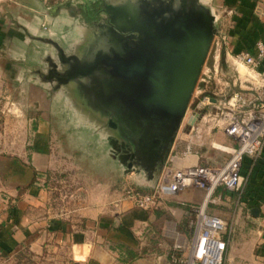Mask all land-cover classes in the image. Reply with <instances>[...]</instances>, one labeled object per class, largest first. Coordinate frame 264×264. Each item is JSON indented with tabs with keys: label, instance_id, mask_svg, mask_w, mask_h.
I'll return each instance as SVG.
<instances>
[{
	"label": "crops",
	"instance_id": "1",
	"mask_svg": "<svg viewBox=\"0 0 264 264\" xmlns=\"http://www.w3.org/2000/svg\"><path fill=\"white\" fill-rule=\"evenodd\" d=\"M63 1L0 0V40L5 36L19 43L25 40L26 44H21L26 45L27 54L35 55L36 47L44 46L43 35L59 34L71 23L67 39L72 47V42L81 37L84 27L90 23L69 15L65 7L53 9ZM83 2L87 0H75L74 5L81 6ZM213 3L222 14L219 21L226 35L227 55L238 67L244 65L237 62V54L254 51L256 41L264 40V18L260 12L264 0H213ZM258 70L260 84L264 63ZM198 111L193 124H188L186 119L182 123L165 164L182 167L204 157L221 161L228 155L224 146L236 144L224 130L226 109L220 101L201 104ZM94 135L95 138L84 141L98 152L101 143L98 135ZM29 157H7V162L0 164V190L3 191L0 192V255L23 247L36 253L54 247L68 253V259L57 264H174L173 242L167 240L171 222L178 225L183 222L187 204L199 203L205 196L204 189L199 187L178 192L166 188L163 203L149 209L138 207L126 195L127 184L121 190L116 189L114 181L121 174L117 176L115 170L119 167L105 156L113 164L107 170L112 172L108 174V181L86 187L85 196L70 206L59 202V210L52 209L57 202L33 198L28 191L43 176V169L53 165L54 156L50 151L35 149ZM263 160L264 148L260 156L245 157L242 170L246 182L241 198L238 192L220 188L217 195L224 202L209 207L214 214L228 219L236 217L240 243L232 246L230 242L228 264H264ZM122 177L132 179V174L122 171ZM133 177L143 192L154 191L159 180L155 186H146ZM101 189L105 191L99 192ZM42 206L43 212H40Z\"/></svg>",
	"mask_w": 264,
	"mask_h": 264
},
{
	"label": "water",
	"instance_id": "2",
	"mask_svg": "<svg viewBox=\"0 0 264 264\" xmlns=\"http://www.w3.org/2000/svg\"><path fill=\"white\" fill-rule=\"evenodd\" d=\"M104 8L108 21L86 24L72 42L59 84L64 93L68 89L82 139L98 135L100 150L113 164L141 184L155 186L185 119L219 14L213 0H104Z\"/></svg>",
	"mask_w": 264,
	"mask_h": 264
},
{
	"label": "rangeland",
	"instance_id": "3",
	"mask_svg": "<svg viewBox=\"0 0 264 264\" xmlns=\"http://www.w3.org/2000/svg\"><path fill=\"white\" fill-rule=\"evenodd\" d=\"M216 10L219 14L218 30L202 66L188 109L199 102L213 104L212 99L208 101L205 98L206 95L220 99L223 94L229 96L236 90L249 93V88L258 87L259 84L257 81L260 77H252L247 66L238 67L229 59L225 31H221L222 23L219 21L222 14L220 10ZM12 41L7 36L0 40V164L2 161L7 162V157L22 156L29 159L35 149L41 152L50 151L54 156V163L43 169V176L36 180L28 195L42 201L57 202L52 209L59 210V202L70 206L76 199L85 196L86 187L99 186L108 181V174L112 172L107 170H111L113 164L106 160L101 151L97 152L89 147L82 139L81 127L70 106L72 103L66 97L68 89L65 93L63 91L64 98H51L43 85L37 82L39 79L30 71L28 51H25L27 47L22 45L26 44L25 40L20 41L22 44L16 42V39ZM261 88L263 87H259ZM115 171L117 176L121 174V178L117 177L114 181L116 189L121 190L125 184V190L129 186L139 189L133 173L132 179L128 177L125 180L119 168ZM103 191L105 189L99 190ZM43 207L40 212H43ZM236 225L231 235L232 246L240 243ZM178 232L184 234L188 230L183 222L179 225L171 222V235L167 240L174 244V233ZM67 259L66 251L55 250L54 247L41 253L23 247L0 255V264H57Z\"/></svg>",
	"mask_w": 264,
	"mask_h": 264
},
{
	"label": "built area",
	"instance_id": "4",
	"mask_svg": "<svg viewBox=\"0 0 264 264\" xmlns=\"http://www.w3.org/2000/svg\"><path fill=\"white\" fill-rule=\"evenodd\" d=\"M264 18V5L260 10ZM237 62L249 68L252 77H260L258 67L264 63V40H257L254 51H244L236 56ZM257 68V69H256ZM252 71V73H251ZM258 87L249 88V93L236 90L219 99L206 95L213 103L220 101L226 111L224 130L235 141V145L224 146L228 155L221 161L211 157L187 166L166 163L158 183L152 192H143L129 186L126 191L134 203L149 209L163 203L165 189L178 192L187 187L204 189L205 196L199 203L187 204L188 232L176 233L171 259L174 264H228L227 255L236 217L227 219L210 212L211 204L224 202L217 195L220 188L238 192L241 198L246 175L242 168L246 156H260L264 148V77ZM259 87H263L259 89ZM201 102L186 111L188 124L198 118ZM197 120V119H196ZM264 165V160H263Z\"/></svg>",
	"mask_w": 264,
	"mask_h": 264
},
{
	"label": "flooded vegetation",
	"instance_id": "5",
	"mask_svg": "<svg viewBox=\"0 0 264 264\" xmlns=\"http://www.w3.org/2000/svg\"><path fill=\"white\" fill-rule=\"evenodd\" d=\"M69 15H74L82 22L92 23L95 19L108 21L104 8V0H87L81 6L65 7ZM85 8H89L91 13L87 15ZM72 24L67 23L64 31L59 34L43 35L41 40L44 46H37L35 55H27L30 61V71L37 77L40 84L48 91L49 96L53 99L64 98L63 91L65 87L59 84V74L65 70L67 63L63 60L73 53L69 45L68 33L71 31Z\"/></svg>",
	"mask_w": 264,
	"mask_h": 264
},
{
	"label": "trees",
	"instance_id": "6",
	"mask_svg": "<svg viewBox=\"0 0 264 264\" xmlns=\"http://www.w3.org/2000/svg\"><path fill=\"white\" fill-rule=\"evenodd\" d=\"M187 223H188V217L186 216L184 221H183V225H185L186 230H188Z\"/></svg>",
	"mask_w": 264,
	"mask_h": 264
},
{
	"label": "bare ground",
	"instance_id": "7",
	"mask_svg": "<svg viewBox=\"0 0 264 264\" xmlns=\"http://www.w3.org/2000/svg\"><path fill=\"white\" fill-rule=\"evenodd\" d=\"M176 235V233H174Z\"/></svg>",
	"mask_w": 264,
	"mask_h": 264
}]
</instances>
